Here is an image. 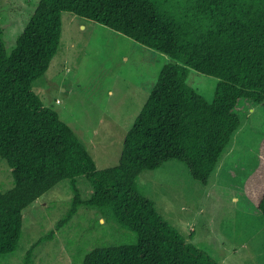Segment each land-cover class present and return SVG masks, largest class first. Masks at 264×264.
<instances>
[{
    "label": "trees",
    "instance_id": "16d2710c",
    "mask_svg": "<svg viewBox=\"0 0 264 264\" xmlns=\"http://www.w3.org/2000/svg\"><path fill=\"white\" fill-rule=\"evenodd\" d=\"M1 8L0 3V157L12 168L14 185L0 186V254L18 248L24 209L69 179L73 199L56 230L86 205L134 233L128 232L129 241L96 245L83 264H223L187 240L141 192L138 177L175 159L208 183L242 125L235 112L239 100L264 104V0H39L10 52ZM64 11L99 21L169 57L114 166L99 168L71 125L33 89L59 50ZM190 68L219 78L212 101L189 84ZM80 175L93 185L88 198L78 186ZM243 189L264 215V136L258 165ZM33 248L24 264L32 261Z\"/></svg>",
    "mask_w": 264,
    "mask_h": 264
},
{
    "label": "rangeland",
    "instance_id": "374dc122",
    "mask_svg": "<svg viewBox=\"0 0 264 264\" xmlns=\"http://www.w3.org/2000/svg\"><path fill=\"white\" fill-rule=\"evenodd\" d=\"M39 0H1L3 38L10 52ZM62 36L47 72L34 91L76 131L99 168L119 163L127 132L134 124L169 57L127 34L71 11L62 14ZM219 78L190 68L188 82L212 101ZM241 98L242 119L207 184L195 179L186 162L168 160L138 177L141 192L187 238L223 264H264V215L243 185L259 161L264 136V104ZM84 198L93 192L85 175L77 177ZM14 185L12 168L0 157V186ZM73 190L63 179L24 209L18 248L0 254V264H83L96 245L130 240L134 233L96 207L82 205L56 230L68 211ZM55 230L52 237L35 243ZM34 244V245H33Z\"/></svg>",
    "mask_w": 264,
    "mask_h": 264
}]
</instances>
